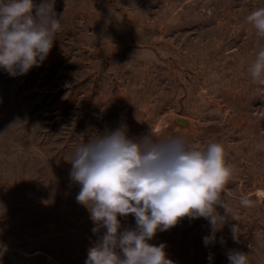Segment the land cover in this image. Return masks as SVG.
Listing matches in <instances>:
<instances>
[{"label":"rangeland","instance_id":"obj_1","mask_svg":"<svg viewBox=\"0 0 264 264\" xmlns=\"http://www.w3.org/2000/svg\"><path fill=\"white\" fill-rule=\"evenodd\" d=\"M261 7L55 0L62 29L47 58L25 75L0 68V264H85L106 229L92 232L70 162L77 146L121 124L134 138L220 142L233 169L222 195L238 219L213 243H204L208 220L184 218L150 244H165L174 264H230V250L264 264V84L248 72L264 38L245 19ZM119 219L121 231L136 226L133 215Z\"/></svg>","mask_w":264,"mask_h":264},{"label":"clouds","instance_id":"obj_2","mask_svg":"<svg viewBox=\"0 0 264 264\" xmlns=\"http://www.w3.org/2000/svg\"><path fill=\"white\" fill-rule=\"evenodd\" d=\"M245 19L264 38V7ZM61 29L55 0L39 5L33 0H0V68L11 76L27 74L47 58ZM248 72L254 82L264 84V44ZM93 137L75 148L70 162V179L80 186L76 201L88 209L92 232L106 229L88 250L85 264H174L165 244L149 243L157 232L184 218H204L212 229L204 237L208 245L229 218L238 219L222 195L233 173L222 143L195 148L183 137L158 139L153 132L134 138L126 124ZM239 204L251 207L254 201L241 198ZM128 215L134 216L136 226L121 231L119 217ZM230 230L239 242L238 223ZM220 242L226 243L223 238ZM227 257L230 264H248L244 252L230 250Z\"/></svg>","mask_w":264,"mask_h":264}]
</instances>
